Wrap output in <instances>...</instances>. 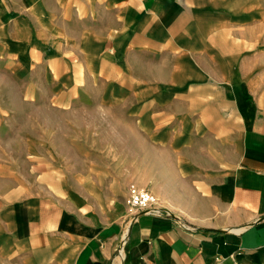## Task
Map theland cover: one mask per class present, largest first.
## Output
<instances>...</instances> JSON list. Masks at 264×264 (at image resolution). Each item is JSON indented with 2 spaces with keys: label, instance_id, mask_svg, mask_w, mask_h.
<instances>
[{
  "label": "crops",
  "instance_id": "crops-1",
  "mask_svg": "<svg viewBox=\"0 0 264 264\" xmlns=\"http://www.w3.org/2000/svg\"><path fill=\"white\" fill-rule=\"evenodd\" d=\"M260 53L264 0H0V264H264Z\"/></svg>",
  "mask_w": 264,
  "mask_h": 264
},
{
  "label": "built area",
  "instance_id": "built-area-1",
  "mask_svg": "<svg viewBox=\"0 0 264 264\" xmlns=\"http://www.w3.org/2000/svg\"><path fill=\"white\" fill-rule=\"evenodd\" d=\"M128 208L136 220L141 214H158L161 212L157 206L155 196L145 189L131 186L127 200Z\"/></svg>",
  "mask_w": 264,
  "mask_h": 264
},
{
  "label": "rangeland",
  "instance_id": "rangeland-1",
  "mask_svg": "<svg viewBox=\"0 0 264 264\" xmlns=\"http://www.w3.org/2000/svg\"><path fill=\"white\" fill-rule=\"evenodd\" d=\"M255 70H254V78L257 80V93L259 99L264 101V53H260L258 56L255 57ZM86 124V126L93 128L94 131L98 132H118V126L115 121L110 120L109 124H104L99 119H88L87 121H81L79 124Z\"/></svg>",
  "mask_w": 264,
  "mask_h": 264
}]
</instances>
